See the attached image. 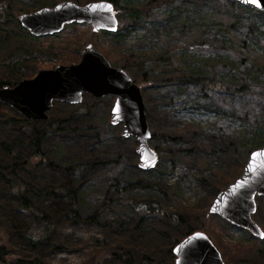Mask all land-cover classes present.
<instances>
[{
  "label": "rangeland",
  "instance_id": "rangeland-1",
  "mask_svg": "<svg viewBox=\"0 0 264 264\" xmlns=\"http://www.w3.org/2000/svg\"><path fill=\"white\" fill-rule=\"evenodd\" d=\"M51 1L33 0L37 9ZM126 1L131 11L148 0ZM229 1V9L221 0H175L154 17L139 11L138 24L121 36L86 23L32 35L30 44L48 48L34 59V75L79 62L92 45L137 80L159 159L153 169L139 167L136 137L110 122L114 96L56 101L40 121L3 103L12 112L0 113L1 166L35 160L39 131L60 123L39 140L43 164L20 171L41 191L29 200L48 215L47 231L0 177V264H126L124 253L140 264H175L173 248L189 227L205 232L226 264H264V239L209 212L243 173L264 126V11ZM119 21L132 23L129 14ZM191 74L207 84L181 81ZM64 189L74 193L78 215ZM145 202L159 212L143 214ZM256 203L253 219L264 230V200Z\"/></svg>",
  "mask_w": 264,
  "mask_h": 264
},
{
  "label": "water",
  "instance_id": "water-1",
  "mask_svg": "<svg viewBox=\"0 0 264 264\" xmlns=\"http://www.w3.org/2000/svg\"><path fill=\"white\" fill-rule=\"evenodd\" d=\"M234 1L264 11V0H259V7L249 0ZM19 22L33 36L54 35L71 23H87L94 31L110 33L119 26L114 5L108 0L84 5L66 0L52 7L23 13ZM85 93L98 98L115 97L110 122L122 124V136L136 137L139 167L153 169L158 154L149 145L151 132L141 87L124 68L113 66L92 45L82 50L77 63L39 69L33 77H23L13 86L0 87V103L8 104L30 121H40L48 118L47 112L54 102L79 104ZM253 153L260 155L253 157ZM256 196L264 197V147L250 153L243 173L216 195L209 212L262 239L264 230L252 217L257 210ZM173 253L176 264H225L219 249L205 232L199 230L186 235L174 246Z\"/></svg>",
  "mask_w": 264,
  "mask_h": 264
},
{
  "label": "trees",
  "instance_id": "trees-1",
  "mask_svg": "<svg viewBox=\"0 0 264 264\" xmlns=\"http://www.w3.org/2000/svg\"><path fill=\"white\" fill-rule=\"evenodd\" d=\"M64 0H52L51 5L55 3H59ZM78 4L84 5L91 1L97 0H72ZM110 1L115 8L117 13V17L120 19L124 14H129L130 19L132 20L131 25L123 26L119 21V28L116 32L112 33L115 36L123 35L125 29L131 30L134 25L138 24L137 13L139 11L146 12L147 15L153 16L152 10L159 8L163 4H167L169 6L175 0H148L145 4L142 3V6L137 7L136 4L129 11V2L126 0H108ZM224 7L229 9V5L227 1L229 0H221ZM49 3L48 1H45ZM42 3L41 5H46V3ZM232 4H237L235 1H229ZM39 6H35L33 0H0V87L2 86H13L15 85L21 78L23 77H32L34 75V71L36 70L35 61L37 59V55L42 54L48 51L47 47H43L42 45L33 42L30 44L28 41L34 39V37L30 34V32L24 29L19 22V15L23 13H29L37 9ZM251 11L250 8H247ZM123 13V14H122ZM154 17V16H153ZM109 33V32H105ZM122 58L123 55L121 54ZM122 66L125 65V62L121 63ZM154 70H158V66L153 67ZM190 73V72H189ZM177 76V75H176ZM145 74H142L140 77V81L142 83H146ZM181 81L190 82L199 80H204L205 84L207 81L205 77H201L200 79L196 78L193 74L188 75L186 77H180ZM186 78V79H183ZM135 80V79H134ZM137 81V80H135ZM208 86V85H207ZM209 88L214 90L210 85ZM12 112L11 109L6 104L0 103V113ZM28 120V119H27ZM60 121H56L55 123L49 124L45 129L39 131L38 137H36V142L38 145V150L36 153L35 160H27L24 163H16L7 166L0 165V177L13 189V192L19 198L21 202V206L24 210H26L29 214L33 216L34 219H40V223L43 224L45 230L48 229V215L44 214L40 209L36 208L29 200L30 195H40L41 191L35 188L33 185L25 182L20 174V171L27 172L31 170L33 167H37L43 164L44 155L40 150L39 140L49 131H53L57 129ZM32 132L35 129L32 127ZM41 132V133H40ZM263 138V139H262ZM255 141V148H260L264 146V126L260 127L256 136L253 138ZM254 148V149H255ZM222 178H226V172L221 173ZM227 182V181H226ZM66 194L72 197V210L74 211V216L78 215V203L75 201L74 193L70 190H65ZM260 201L264 199L262 197H257ZM141 212L145 215H149L151 213H156L158 211V206L155 203L145 202L141 205ZM44 222V223H43ZM192 228L189 227L187 235L192 233ZM44 232L42 231L41 236H43ZM4 251V247L0 246V253ZM123 261L126 264H140L133 260V257L129 253L123 254Z\"/></svg>",
  "mask_w": 264,
  "mask_h": 264
},
{
  "label": "snow or ice",
  "instance_id": "snow-or-ice-1",
  "mask_svg": "<svg viewBox=\"0 0 264 264\" xmlns=\"http://www.w3.org/2000/svg\"><path fill=\"white\" fill-rule=\"evenodd\" d=\"M249 2H251V3H255L258 7L261 6V5L259 4V0H249ZM109 7H110V6H109ZM252 155H253V157H256V156L260 155V153H253ZM249 168H250V169L252 168V165H251V164L249 165Z\"/></svg>",
  "mask_w": 264,
  "mask_h": 264
},
{
  "label": "bare ground",
  "instance_id": "bare-ground-1",
  "mask_svg": "<svg viewBox=\"0 0 264 264\" xmlns=\"http://www.w3.org/2000/svg\"><path fill=\"white\" fill-rule=\"evenodd\" d=\"M52 231V230H51Z\"/></svg>",
  "mask_w": 264,
  "mask_h": 264
}]
</instances>
